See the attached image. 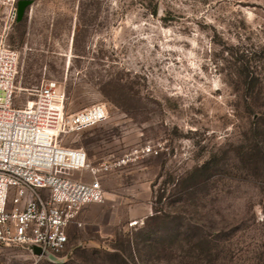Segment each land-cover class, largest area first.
Wrapping results in <instances>:
<instances>
[{"label": "rangeland", "instance_id": "obj_1", "mask_svg": "<svg viewBox=\"0 0 264 264\" xmlns=\"http://www.w3.org/2000/svg\"><path fill=\"white\" fill-rule=\"evenodd\" d=\"M8 39L15 104L107 105L62 142L110 167L65 251L0 264H264V0H31Z\"/></svg>", "mask_w": 264, "mask_h": 264}, {"label": "built area", "instance_id": "obj_2", "mask_svg": "<svg viewBox=\"0 0 264 264\" xmlns=\"http://www.w3.org/2000/svg\"><path fill=\"white\" fill-rule=\"evenodd\" d=\"M18 1L0 0V250L21 246L40 259L65 251L84 206L107 199L99 173L110 165L94 167L84 146L62 140L105 119L108 107L67 112L65 90L51 78L35 87L31 103L15 104L21 53L8 37ZM84 170L93 177L74 175Z\"/></svg>", "mask_w": 264, "mask_h": 264}, {"label": "water", "instance_id": "obj_3", "mask_svg": "<svg viewBox=\"0 0 264 264\" xmlns=\"http://www.w3.org/2000/svg\"><path fill=\"white\" fill-rule=\"evenodd\" d=\"M31 0L18 1V18H21L25 12L26 7L30 4Z\"/></svg>", "mask_w": 264, "mask_h": 264}, {"label": "trees", "instance_id": "obj_4", "mask_svg": "<svg viewBox=\"0 0 264 264\" xmlns=\"http://www.w3.org/2000/svg\"><path fill=\"white\" fill-rule=\"evenodd\" d=\"M19 19V18H18ZM264 77V74H262L261 72H257L255 75H253V78H257V79H261ZM263 114V113H261Z\"/></svg>", "mask_w": 264, "mask_h": 264}, {"label": "bare ground", "instance_id": "obj_5", "mask_svg": "<svg viewBox=\"0 0 264 264\" xmlns=\"http://www.w3.org/2000/svg\"><path fill=\"white\" fill-rule=\"evenodd\" d=\"M32 101H30V103H31Z\"/></svg>", "mask_w": 264, "mask_h": 264}]
</instances>
